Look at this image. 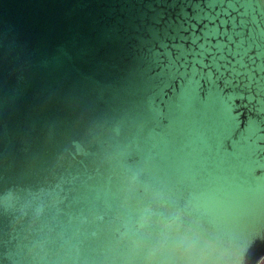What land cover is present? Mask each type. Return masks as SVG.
I'll list each match as a JSON object with an SVG mask.
<instances>
[{
  "label": "water",
  "instance_id": "95a60500",
  "mask_svg": "<svg viewBox=\"0 0 264 264\" xmlns=\"http://www.w3.org/2000/svg\"><path fill=\"white\" fill-rule=\"evenodd\" d=\"M264 0H0V264H262Z\"/></svg>",
  "mask_w": 264,
  "mask_h": 264
},
{
  "label": "flooded vegetation",
  "instance_id": "af4514ba",
  "mask_svg": "<svg viewBox=\"0 0 264 264\" xmlns=\"http://www.w3.org/2000/svg\"><path fill=\"white\" fill-rule=\"evenodd\" d=\"M262 264H264V262Z\"/></svg>",
  "mask_w": 264,
  "mask_h": 264
}]
</instances>
